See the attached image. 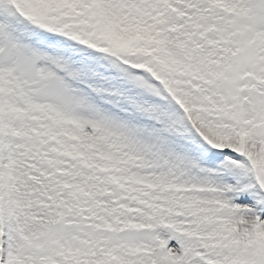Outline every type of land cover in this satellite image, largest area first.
I'll use <instances>...</instances> for the list:
<instances>
[{
  "label": "snow or ice",
  "instance_id": "snow-or-ice-1",
  "mask_svg": "<svg viewBox=\"0 0 264 264\" xmlns=\"http://www.w3.org/2000/svg\"><path fill=\"white\" fill-rule=\"evenodd\" d=\"M0 264H264V0H0Z\"/></svg>",
  "mask_w": 264,
  "mask_h": 264
}]
</instances>
